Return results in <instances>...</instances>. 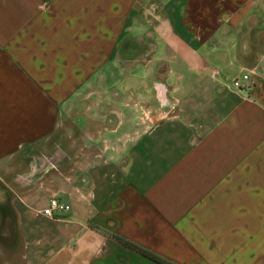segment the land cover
Wrapping results in <instances>:
<instances>
[{
	"label": "crops",
	"instance_id": "0c3cea01",
	"mask_svg": "<svg viewBox=\"0 0 264 264\" xmlns=\"http://www.w3.org/2000/svg\"><path fill=\"white\" fill-rule=\"evenodd\" d=\"M155 37L123 65L129 39ZM145 77L157 121L125 99ZM65 109L97 126L91 161L62 141L40 156ZM52 197L61 219L39 212ZM126 242L264 264V0H0V264H163Z\"/></svg>",
	"mask_w": 264,
	"mask_h": 264
},
{
	"label": "rangeland",
	"instance_id": "374dc122",
	"mask_svg": "<svg viewBox=\"0 0 264 264\" xmlns=\"http://www.w3.org/2000/svg\"><path fill=\"white\" fill-rule=\"evenodd\" d=\"M144 8H145V12L143 14V17L145 19V24L147 26L146 29L151 32L158 33V35H160V33H163V30L166 26H165L164 17H162L161 16L162 13L159 12V7L147 6ZM162 24L163 26H161ZM159 40L160 38L155 37L152 39V42H150L151 40L149 39L147 40V43H146L144 42L143 39L141 40L137 38H134L133 40L129 39V41H127L126 53L121 56V62L127 68L133 63L135 64L137 63L138 65H140V62H146L148 58L153 57V54L147 53L148 51L147 47L152 46V45L156 46L155 44ZM134 49L138 50L137 53L133 52ZM126 71L131 72V75L129 77L134 76V71L132 70H126ZM165 72L166 71L163 68L158 70L157 74L159 75V78H162L165 75ZM147 82H148V79L146 77L140 79L139 83L141 84H138V81L134 79L132 80L127 79V83L125 82L126 89H127V94H126L125 99H126V102H132V104H134L135 102V105H137V107H135L137 116L140 115L139 112L141 111V114L143 116H145L147 113V115H150L154 121H157L158 120L157 117L159 118L161 117V112H162L161 110L164 108V107L161 108L162 106L160 105V103L155 97L157 87L160 88V85H158L157 87H154V84H153V85H148L147 87V84H146ZM148 83H152V82H148ZM82 105H83V108H79L81 109L79 110V113L80 111L82 113L83 111L86 110L84 104ZM138 108H140V110ZM149 123L151 124L152 122L149 121ZM96 127L97 126L89 122V120L87 121L85 117L84 118L83 117H71L69 110H66V109L63 110V115H62L61 122L57 130V133L51 136L45 142V145H44L45 147H41L39 149L40 156H45V158L51 157L50 153L53 152L54 143L55 142L60 143L62 141L63 144L67 145V147L71 146V149H73V151L79 157L84 158L83 160L88 158L91 161V158L93 157V155H95L97 152H100L103 146V145L96 144V142H93L95 140L93 139L94 135L91 131L94 128L97 129ZM87 128H90V129H87ZM87 130H89V134L86 133ZM137 130L140 131L142 129H137ZM132 134L130 136H134V133ZM77 142L78 144H80L79 148H76ZM86 143H90V145H86ZM121 146L122 144L120 143V147ZM49 165H53V163L50 162ZM18 249L19 250L18 251L16 250V252L17 253L21 252V247H19Z\"/></svg>",
	"mask_w": 264,
	"mask_h": 264
},
{
	"label": "built area",
	"instance_id": "2783aa9c",
	"mask_svg": "<svg viewBox=\"0 0 264 264\" xmlns=\"http://www.w3.org/2000/svg\"><path fill=\"white\" fill-rule=\"evenodd\" d=\"M233 85L237 88L249 87L252 85L249 74L245 73L241 77L233 80ZM70 206L63 202L58 197H52L49 199L47 205L42 208L39 212L47 217L54 219L63 218L62 213L69 210Z\"/></svg>",
	"mask_w": 264,
	"mask_h": 264
},
{
	"label": "trees",
	"instance_id": "16d2710c",
	"mask_svg": "<svg viewBox=\"0 0 264 264\" xmlns=\"http://www.w3.org/2000/svg\"><path fill=\"white\" fill-rule=\"evenodd\" d=\"M126 244L130 245L131 247L136 248L137 250L141 251L142 253L146 254L147 256H149V257L153 258L154 260H157V261H159V262H161L163 264H173V263H170V262L166 261L162 257H160V256H158V255H156V254H154V253H152L150 251H147V250L143 249L142 247L134 245V244H132L130 242H126Z\"/></svg>",
	"mask_w": 264,
	"mask_h": 264
}]
</instances>
